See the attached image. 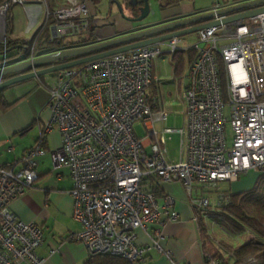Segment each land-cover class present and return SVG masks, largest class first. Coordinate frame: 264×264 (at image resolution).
Listing matches in <instances>:
<instances>
[{"label": "built area", "instance_id": "obj_1", "mask_svg": "<svg viewBox=\"0 0 264 264\" xmlns=\"http://www.w3.org/2000/svg\"><path fill=\"white\" fill-rule=\"evenodd\" d=\"M61 1L63 5L45 14V25L54 20L55 36H78L88 30L83 18L88 13L86 4L82 0ZM41 4L45 0H5L0 5L3 47L10 9L22 6L28 10ZM238 4L217 2L207 13ZM185 37L196 56L181 94L186 125L177 129L168 127L169 113L157 108L151 94L155 80L152 62L163 53L162 46L170 55L182 50ZM69 49L74 48L58 51ZM38 57L41 55L32 53L11 63L4 49L0 71ZM48 77L44 88L49 93L50 120L42 127L38 143L26 151L20 169L0 165V264L45 262L36 254L43 244L42 228L20 221L11 205L38 180L37 158L47 154L42 144L45 133L53 130L61 135V147L48 154L55 169L69 172L72 217L82 229L73 240L82 244L89 256L143 262L149 249L137 244L136 231L179 221L176 200L161 191L162 185H183L191 208L203 212L212 205L211 193L217 207L230 204V195L219 191L220 184L235 183L250 171H264V13ZM158 123L163 124L162 136L156 129ZM135 127L142 130L143 138L137 136ZM173 134L180 135L181 148L186 140V155L182 158L181 150L178 163L166 157V145ZM161 235L158 231L157 236ZM153 247L164 253L170 264H179L157 242L153 241ZM54 253V249L50 251ZM205 262L221 264L210 253H206ZM241 264L263 261L247 256Z\"/></svg>", "mask_w": 264, "mask_h": 264}, {"label": "crops", "instance_id": "obj_2", "mask_svg": "<svg viewBox=\"0 0 264 264\" xmlns=\"http://www.w3.org/2000/svg\"><path fill=\"white\" fill-rule=\"evenodd\" d=\"M82 1L86 4L88 11L87 15L83 18L87 20L89 27L80 36L86 38L93 35L96 42L100 41V43L131 34L139 29H147L168 22L205 14L210 10H196L195 0L192 3L182 2L179 6L162 9L164 18L161 23L138 25L140 26L138 28V26L124 21L119 12L115 11L114 5L121 4L123 6L124 0H114L111 2L108 11L105 13L100 12L96 8L93 0ZM249 1L253 0H244V2ZM41 5L33 6L28 10L22 6H13L7 15L6 39L10 42H29L39 29L45 28L46 11L56 10L63 5V2L61 0H45V4ZM53 24L54 20L50 22L47 28L48 35L50 36L49 42L55 40L57 43L65 44L76 40V36L69 33L65 34L63 38L55 36ZM90 30L92 31L91 33ZM62 48L55 47L41 54V56L57 52ZM187 52L188 57L185 54ZM195 56L196 53L192 49L187 48L178 51L176 55L163 52L152 62L155 80L151 88V94L156 100L157 108L169 111V116L171 113L169 109L170 102L179 98L188 85L189 68ZM1 58L2 55L0 53ZM24 59V53H22L17 58L10 60V62L14 63ZM166 59L171 64L169 74L168 72H162L156 66V62H165ZM48 83L49 77L46 76L45 79L28 80L4 91V96L8 103L14 104L10 109L0 111L1 166H11L20 169L22 166L21 161L26 151L32 149L38 143L42 127L50 120V113L47 107L49 93L44 88ZM158 124L161 128L157 131L159 136H162L163 124ZM185 125L186 113L183 128H185ZM171 136L169 137L171 138ZM44 138L42 147L46 150L47 154L37 158L38 180L32 188L28 189L12 203L11 211L20 221L33 223L42 228L43 244L37 249L36 254L45 260L44 264H84L89 258L88 252L82 244L73 240V237L79 234L82 229L72 217L73 200L69 195V191L72 189V181L66 168H54L48 154V152H53L61 147V135L57 130H53L45 133ZM145 143L147 144L148 142ZM181 150L182 158H184L187 151L186 140H184L182 148L180 145V152ZM166 157L172 163L180 161L172 159L169 152ZM261 173H264V171H250L241 175L235 183H228L229 185L227 183L220 184L219 191L230 195L249 191L254 188L257 178ZM224 184H227L226 187H222ZM161 191L175 198V210L179 214V221L177 223H169L163 228L160 225H153L146 232L142 230L136 231L137 244L149 249L145 255V260L139 264H170L164 253L154 249L153 241L157 242L164 252H170L173 260L179 264H206V253L218 256L219 259L227 264H235V258L227 248L238 247L252 237L249 235L244 241H239L235 245L227 243L224 240L221 242L214 241L211 234L214 228L213 219L226 218L225 215L219 213L217 210L215 194H210L212 198L210 209L199 215L198 211L191 208L189 196L183 185H162ZM158 231H161L162 235L160 237L157 236ZM232 240L234 239L232 238ZM53 249L55 253L51 255L50 251Z\"/></svg>", "mask_w": 264, "mask_h": 264}, {"label": "water", "instance_id": "obj_3", "mask_svg": "<svg viewBox=\"0 0 264 264\" xmlns=\"http://www.w3.org/2000/svg\"><path fill=\"white\" fill-rule=\"evenodd\" d=\"M149 1L131 0L127 7L137 17L125 16L122 6H119L121 18L131 24L143 22L151 14ZM263 13L264 0H253L216 13H205L147 29H139L131 34L116 37L99 44L46 54L32 62H23L0 71V80L4 79L0 83V92L28 80L39 79L119 53L145 48L173 38L184 37L202 29L250 19ZM220 16L226 17L221 21H213L215 17Z\"/></svg>", "mask_w": 264, "mask_h": 264}, {"label": "trees", "instance_id": "obj_4", "mask_svg": "<svg viewBox=\"0 0 264 264\" xmlns=\"http://www.w3.org/2000/svg\"><path fill=\"white\" fill-rule=\"evenodd\" d=\"M5 0H0V5ZM131 0H124V4L129 6ZM160 7L162 9L173 8L179 6L182 2H193V0H158ZM243 3L244 0H238L235 3ZM52 18L47 23L45 28L39 29L36 35L29 42L17 41L10 42L6 39V46L0 44V53L3 55L4 49L7 53V59L13 60L17 58L20 54L24 53V57L28 58L33 53L35 56H39L45 52L52 50L55 47L63 48H79L82 46H87L96 42L93 35L84 38L78 35V39L75 41H69L65 44L57 43V41L50 40L47 28L52 22ZM92 31L90 30V33ZM62 44V45H61ZM188 57V52L185 53ZM176 55V54H175ZM2 58L0 59V62ZM46 77V76H45ZM45 77L39 78L40 80L45 79ZM14 103H8L4 96V91L0 92V111H6L13 106ZM11 167V166H10ZM6 166V168H10ZM263 172V171H262ZM230 195V194H229ZM209 210V209H208ZM219 213L225 215L226 219L234 222L235 227L244 228L252 234V238L246 243L231 248L228 247L231 255L235 258V264H241V261L247 256H253L260 258L264 264V173H261L257 178L255 186L253 189L238 193L235 195H230V204L227 206L217 207ZM205 212V211H203ZM203 212H198L202 215ZM215 213V214H219ZM205 233V231H204ZM206 238V237H205ZM215 259H218L221 264H227L219 259L218 256L212 255ZM84 264H132L126 259L111 256V255H97L89 256L88 260Z\"/></svg>", "mask_w": 264, "mask_h": 264}, {"label": "rangeland", "instance_id": "obj_5", "mask_svg": "<svg viewBox=\"0 0 264 264\" xmlns=\"http://www.w3.org/2000/svg\"><path fill=\"white\" fill-rule=\"evenodd\" d=\"M114 0H93L94 4L96 5V8L100 12H107L110 3L113 2ZM194 1V0H193ZM238 0H195V8L196 10H205V9H211L217 2L220 3H235ZM104 2H107L104 4ZM150 10L151 14L143 21L140 23H134L133 25H153V24H159L163 21V11L160 5L158 4L157 0H150ZM119 6H122L121 4L114 5L115 11L119 12ZM113 8V6H112ZM124 15L127 17H133L136 14L132 13V11L124 4L122 6ZM140 28V26H138ZM78 39V36H76V40ZM183 44L180 46L182 49H187L189 48V43H188V37H185V39L182 42ZM162 52H166L167 50L165 49L164 46L161 47ZM170 61L168 59L165 60V62H156V66L159 70H162V72H170ZM170 118L168 121V126L172 128H177V129H182L184 127V118H185V113H186V107L185 104L181 100V95L179 98L175 99L174 101H171L170 104ZM169 112V111H168ZM157 130L161 128L159 124L156 125ZM135 132L139 138L144 137V133L139 127H135ZM228 137L231 138L232 133L230 128H228L227 131ZM180 135L174 134L171 136V140L167 142L166 149L169 152V155L172 159H175L176 161L180 160ZM228 184V183H227ZM227 184H224L222 187H226ZM229 185V184H228ZM221 187V188H222ZM228 187V186H227ZM223 189V188H222ZM214 222V228L211 232L212 237L214 241H226L227 243H231L232 245H235L236 243H239V241H244L246 237L249 235L252 237V234L244 228H239L235 227L236 224L234 222H231L227 220L226 218L222 219H213ZM230 234V235H229ZM232 235V236H231ZM230 236V237H229ZM232 238L234 240H232ZM236 241V242H235Z\"/></svg>", "mask_w": 264, "mask_h": 264}, {"label": "flooded vegetation", "instance_id": "obj_6", "mask_svg": "<svg viewBox=\"0 0 264 264\" xmlns=\"http://www.w3.org/2000/svg\"><path fill=\"white\" fill-rule=\"evenodd\" d=\"M135 17H137V15H135Z\"/></svg>", "mask_w": 264, "mask_h": 264}]
</instances>
